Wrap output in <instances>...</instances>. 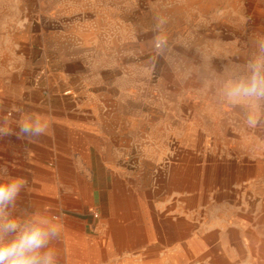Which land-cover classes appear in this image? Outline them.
I'll use <instances>...</instances> for the list:
<instances>
[{
  "label": "rangeland",
  "instance_id": "rangeland-1",
  "mask_svg": "<svg viewBox=\"0 0 264 264\" xmlns=\"http://www.w3.org/2000/svg\"><path fill=\"white\" fill-rule=\"evenodd\" d=\"M68 3L0 0V116L11 127L21 110L51 122L36 143L0 139L12 176L47 174L43 196L23 192L15 214L42 209L88 236L114 223L136 245L155 224L176 264H235L242 233L209 191L223 160L264 158V126L250 129L246 109L223 96L228 70L264 41V0ZM157 15L168 18L162 55Z\"/></svg>",
  "mask_w": 264,
  "mask_h": 264
},
{
  "label": "crops",
  "instance_id": "crops-1",
  "mask_svg": "<svg viewBox=\"0 0 264 264\" xmlns=\"http://www.w3.org/2000/svg\"><path fill=\"white\" fill-rule=\"evenodd\" d=\"M58 1L62 8L70 5L68 0ZM95 1L85 0L88 5ZM31 175L27 183L35 182L38 187L32 192L27 188L25 193H35L42 197L47 174ZM184 175L181 177L186 178L187 174ZM211 176L217 181L213 183L210 191L207 190L209 196L217 198L218 206L223 210L222 222H225V216L229 213L233 214L232 228L242 233L238 241H235L237 251L234 263L264 264V158L258 160L249 157L242 160L234 157L223 160L218 172L214 170ZM174 179H177L176 173L166 176L165 181L170 185ZM170 189L171 187L168 197L175 199L177 192H171ZM15 212L19 210L15 209ZM84 231L78 224L64 225L63 237L55 245L60 264H176L172 259L176 254L175 245H169L166 252L161 250L162 230L155 224L148 225V231L153 234V238L146 241L140 237L142 243L137 245L134 235L114 223L110 226L105 223L99 225L95 236H88ZM142 232L141 236L144 235V230ZM170 232L169 228L168 240L171 241ZM245 232H248L246 239L243 238Z\"/></svg>",
  "mask_w": 264,
  "mask_h": 264
},
{
  "label": "clouds",
  "instance_id": "clouds-1",
  "mask_svg": "<svg viewBox=\"0 0 264 264\" xmlns=\"http://www.w3.org/2000/svg\"><path fill=\"white\" fill-rule=\"evenodd\" d=\"M153 49L162 55L168 46L164 25L168 18L154 17ZM227 102L246 109V125L250 129L264 126V41L258 42V53L244 66L228 70L223 89ZM51 122L45 114L21 110L15 127L0 116V139H17L36 143L49 134ZM27 190L23 177L12 176L6 165L0 164V264H60L55 247L63 237L64 224L58 217L41 209L16 215L21 194Z\"/></svg>",
  "mask_w": 264,
  "mask_h": 264
},
{
  "label": "built area",
  "instance_id": "built-area-1",
  "mask_svg": "<svg viewBox=\"0 0 264 264\" xmlns=\"http://www.w3.org/2000/svg\"><path fill=\"white\" fill-rule=\"evenodd\" d=\"M98 215H99V211H94V212H93V216H94V217H97Z\"/></svg>",
  "mask_w": 264,
  "mask_h": 264
}]
</instances>
